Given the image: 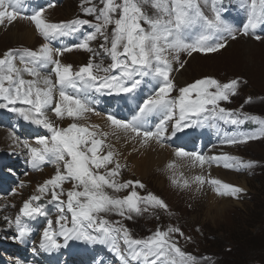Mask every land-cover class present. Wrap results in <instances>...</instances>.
<instances>
[{"label":"snow or ice","instance_id":"1","mask_svg":"<svg viewBox=\"0 0 264 264\" xmlns=\"http://www.w3.org/2000/svg\"><path fill=\"white\" fill-rule=\"evenodd\" d=\"M26 3L0 0V25L29 20L45 42L38 50L9 49L0 57V109L47 130L50 135H36L33 143L17 136V125H13L11 139L26 151V163L33 170L51 164L55 165V174L36 187L14 217H0L4 221L0 232L13 233L0 239L28 244L33 257L58 255L75 244L107 251L119 264H198L195 257L177 246L173 234L182 236L180 228L157 229L141 239L125 225V220L131 221L150 208L167 210L168 205L151 192L141 195L137 189L145 185L140 180L120 179L125 165L109 137L119 139V133L134 144L148 146L155 142L164 147L169 137L187 135L185 130L215 125L222 144L238 145L264 138V118L223 106L222 102H231L238 93L240 79L222 83L204 77L178 87L173 78L174 64L184 68L187 63L181 60L182 53L188 57L193 53H219L230 40L254 35L264 27V0H242L241 6L247 5L248 14L240 27L226 18L225 0H81V11L92 19L77 17L60 22L51 21L45 8L26 14ZM149 5L155 10L151 14ZM51 7L54 5L49 4ZM86 26L89 31H85ZM77 38L78 43L54 46V42ZM254 38L262 39L260 35ZM98 40L102 42L94 48ZM73 50L91 53L89 61L76 69L63 62L64 54ZM102 54L111 61L107 66L103 58L96 62ZM25 74L31 78H25ZM101 97L142 102L131 108L130 118L108 113L110 130H104L98 123H86L90 115H102L97 110ZM64 120L71 122L59 126L57 121ZM249 122L259 127L231 134L222 128ZM175 156L201 168L216 164L239 170L255 163L227 153L206 155L182 147ZM168 167L174 168L175 164ZM180 177L187 187L189 179H184L183 173ZM191 182L210 183L220 196L239 197L245 191L205 175H196ZM173 183L180 184L181 180L174 177ZM66 184L71 187L66 189ZM19 187H24L23 181ZM124 190H129L127 195L111 194ZM17 194L16 190L11 193ZM49 206L54 213L50 214ZM109 214L121 219L110 220ZM41 218L46 225L36 243L30 237ZM91 262L105 264L100 252L92 256ZM14 264L37 261L15 258Z\"/></svg>","mask_w":264,"mask_h":264},{"label":"rangeland","instance_id":"2","mask_svg":"<svg viewBox=\"0 0 264 264\" xmlns=\"http://www.w3.org/2000/svg\"><path fill=\"white\" fill-rule=\"evenodd\" d=\"M41 1L44 3L40 8L46 9L47 17L53 22L67 21L77 17L92 19V17L85 16L81 11V0ZM49 4L54 5V7L48 8ZM241 4L242 0H225V5L228 8L226 18L237 27H240L242 23L245 22L248 14L247 5L242 7ZM148 11L151 14L155 10L149 5ZM20 21H24L31 26L34 25L26 19H20L12 25H8L7 23L0 25V57L9 49L29 48L38 50L44 42L43 37L39 35L37 30L36 34L38 35V41L34 45L11 42V38L6 36V33ZM89 30L90 29H87L86 26L85 31ZM255 35H260L262 39L259 41L256 40L254 38ZM78 42V38L71 42L69 39L60 41V43L64 45ZM101 42L102 41L98 40L94 42L92 46L98 48ZM54 46L60 47L56 42H54ZM80 51L82 52V55H79L80 60H76L71 56L77 52V50L65 53L62 58L65 57V60L76 69L86 64L91 57V53L84 50ZM102 58L105 66L111 62L109 58L103 57V54L96 57V62L99 63ZM181 60L187 61L184 68H179L178 64L174 65H176L177 71L185 70V78H187V81L186 83L179 82L174 70L173 78L178 87H184L204 77H213L222 83L238 78L242 81L238 93L231 98V102H222L223 106L236 111H243L252 116L264 118V27L258 28L254 35H240L237 39L230 40L229 46L222 49L219 53H193L191 57L182 53ZM192 61L194 64L191 63ZM198 62L200 63L198 64ZM25 78L31 77L25 74ZM173 95H175V93H173ZM249 98H251L250 102ZM109 108H111V106H109ZM70 122L69 120L57 121L58 125L61 127H66ZM0 127L6 132H12L13 134V127L9 129L2 126L1 123ZM257 127H259L258 124L251 122L236 127L229 125L222 126L223 131L230 134L235 131L254 130ZM216 129L217 126L213 125L211 128V132H213L211 139L203 140L202 137L198 136L195 146H197L199 150L206 148V155L227 153L238 156L244 161L255 162L251 168L239 170L236 168L228 169L223 167V165L213 164L214 166H219L217 169L227 176L235 174L239 175L238 179L240 180L246 179L248 181V189L239 197L220 196L216 193L214 187L207 182L203 185L190 182L187 187H184L183 181L180 184L173 183V178L175 176L171 173H164V175H158V173L153 176L141 178L132 173L129 168L124 167L121 170L120 176L122 181L140 180L145 185L144 189H137L141 195H146L148 192H151L163 199L168 205L167 210L150 208L149 211L143 213L141 216L135 217L131 221L125 220L124 223L136 238L141 239L151 235L157 229L166 230L170 226L180 228L183 232L182 236L180 234H173L177 241V246L186 254L195 257L198 264H264V138L244 144L226 145L221 143V139L217 136ZM26 130L27 128H16L15 134L21 139H29L30 142H33L34 136H28ZM192 130L193 129L186 131ZM166 142L172 143L174 148L177 146V143L172 141L171 137H169ZM184 143L186 144L187 142L184 141ZM1 144L2 143H0V145ZM1 149L2 148H0V150ZM13 151L16 155L13 154ZM6 156L9 158V155L6 154ZM25 156L26 151L22 149V146L19 149L12 150V159L4 165V167L5 170L10 173L9 175H14L11 176L15 177L16 180L7 185L3 177L0 179V197L5 200V205H8L4 207L10 211H7V215L13 217L19 212L22 204L20 200H10L11 196H13L11 193L13 190H16V187L20 185L21 181L24 182L23 188H28L31 182L27 181L26 177L33 173L29 164L22 159V157ZM13 158L16 159L13 160ZM3 163H0V165L2 166ZM47 169L55 170V165L50 164ZM0 170L2 171L1 167ZM211 172L210 170H206L204 175L207 178L218 177L214 176L213 172ZM175 178L178 179L177 177ZM218 179L224 182L226 180H223L221 177ZM227 181L228 180H226V182ZM227 183L231 182L228 181ZM39 184L40 182H38L37 186ZM231 184L234 185V183ZM3 186L7 187V191H1ZM69 187H71V184L65 185L66 189ZM128 191L129 190H124L120 193L111 194L124 196L128 194ZM30 192V190H26L23 194H30L28 196L29 198L32 195ZM211 194H215L217 197L220 196L219 198H229L231 204H229L228 208L224 211H220L215 206H210L208 196ZM13 204L15 207H11ZM49 208L50 214L54 213V209H52L51 206H49ZM52 218L55 219L54 214ZM107 218L110 220L121 219L115 214H109ZM45 225L46 221L43 226ZM37 226L38 225L34 226L35 233ZM43 226L39 232L36 233L35 238L31 236L30 240L39 243L36 238L42 231ZM4 235L6 234L4 233ZM0 243L13 244L11 240H4ZM25 247L28 249L30 248L28 244H26ZM96 251L100 252L104 259L106 257V260L110 261L109 264H119V261L117 259L114 261L113 257L110 256L107 251L101 249H96ZM1 252L2 250L0 248V253ZM62 255L65 257L66 254L64 251ZM90 258H92V256ZM65 262L64 260L62 261V263ZM77 264L92 263L88 262V259H85L83 262Z\"/></svg>","mask_w":264,"mask_h":264},{"label":"bare ground","instance_id":"3","mask_svg":"<svg viewBox=\"0 0 264 264\" xmlns=\"http://www.w3.org/2000/svg\"><path fill=\"white\" fill-rule=\"evenodd\" d=\"M43 3L44 2L41 0H27V3L25 4L26 14H30L31 11L40 8V6ZM6 34H7L6 36L11 38V40H12L11 42H17V43L27 44V45H30V44L34 45L38 41V39H37L38 35L36 34L35 26L34 25L31 26L29 24H26L24 21H20L19 23H16L12 28H10V30ZM13 38L16 40H14ZM75 40L76 39H69L70 42L75 41ZM56 43L59 44L60 46H64V44H62L60 42H56ZM236 47H237V45H236ZM79 55H82V52L80 50H77V52H75L71 56H72V58H75L76 60H80ZM61 59L63 60V62L68 63L65 60V57L61 58ZM191 63H193V61ZM199 63L200 62H198V64ZM193 66H195V65H193ZM174 69H175V73L177 74L178 81L181 83H186L187 78H185V75H186L185 70L177 71L176 65H174ZM109 100L111 101V103H106ZM137 102H139V101H136L133 99L122 100L118 97H107V98L101 97V102H100V105L98 106L97 110L100 111L102 113V115L99 117L95 116L94 114L90 115L89 120L86 123H89V124L98 123L101 125L102 129L110 130L108 128V125L106 122V115L108 113H113V114H116L118 116V118H126V117L130 118L131 108L134 107ZM109 106H111V108H109ZM104 107H107V109L101 110V108H104ZM6 113L8 114V120L11 121V118H14L16 120H20V118L17 117L14 113L8 112L7 110H6ZM49 115H53V114L49 113ZM20 121H22V120H20ZM22 122L26 123L24 121H22ZM82 122L84 123V121H82ZM36 131H38V128H36L34 126L33 132H36ZM43 131H45L46 134H48L47 130H42V129L39 130L40 133ZM202 132H204L207 136H210L208 134L209 131L206 130L205 128H203L202 126L195 127V133L196 134H199ZM118 135L120 137L119 139H116L114 136H110L109 140L114 145L116 151L119 153L118 158H119L120 162L123 165H125V167L129 168V170L132 173L136 174L137 176H140L141 178H144L147 176H153V175H156L158 173H159L158 175H161V174L164 175V173L165 174L171 173L172 175H174L175 177L180 179L182 182L183 180L180 177V173H183V178L189 179L191 182L192 177H194L196 175H204L206 170H210L213 172L214 176H216V177L218 176L217 178L221 177L223 180L226 179V180L230 181L231 183H234V185L243 188L244 190L248 189V181L246 179L240 180V179H238L239 175H235V174H231V175L227 176L225 173H222L220 170L217 169L219 166L213 165L209 168L207 165H205L203 168H201L198 165L197 166L191 165L188 161H186L183 158L176 157L175 151L177 150V148L176 147L174 148L172 146L173 144L170 142H166L164 147H160L155 142H151L148 146H141L140 144H134L133 142L128 141L123 136V134L118 133ZM11 136H12V132H6L3 128L0 127V143H2L0 145V148H2L0 150V157H3V159L0 158V163L9 161V158L6 156V154L7 155L12 154V150H14V149L16 150V149H19L21 147V146H16L12 143ZM178 136H177V138L171 137L172 141L176 142L177 144L180 142L179 138L180 139L186 138L187 135L178 134ZM195 138H197V136ZM221 138L222 137L220 136L219 139H221ZM177 141H179V142H177ZM193 141L195 142V139ZM134 148L136 149L135 151L133 150ZM5 149H6V151H5ZM6 159H8V160H6ZM170 163L175 164V167L169 168L168 165ZM3 174H4L5 178H7L6 179L7 181L13 180V177L11 175H6L5 172H3ZM54 174H55L54 169L51 170V169H47V168L42 169L39 172L38 171L33 172L31 175H28L26 177V180L31 182V183H29L28 188H26V187L21 188V187L16 185L17 186L16 190L18 191V194L11 196L10 200H12V201L20 200L21 204H22L23 200L27 199L28 196L30 195V194L24 195L23 194L24 191L30 190L31 191L30 193L34 194L35 188L37 187L38 182H40V184H41L44 182V180L51 178V176H53ZM226 180H225V182H226ZM219 197L220 196L217 197L215 194H211L210 196H208L209 204H210V206H215L220 211H224L226 208H228V206H229V204H231V202L229 201V198L224 199V198H219ZM8 198H9V196H8ZM0 199H2V198L0 197ZM5 203H6L5 200H3V199L0 200V212H1L0 217L7 215L8 209L4 208ZM8 212H10V211H8ZM3 226H4V221L2 219H0V228H2ZM4 233L6 235H4ZM12 234L13 233L11 231H6L3 233L0 232V236H11ZM39 239H40V234H38L36 240L39 241ZM4 240H8V239H0V242L4 241ZM76 248L78 250L75 253L76 254L75 255L76 260H81V259L87 257V249L85 247L81 246V247H76Z\"/></svg>","mask_w":264,"mask_h":264}]
</instances>
